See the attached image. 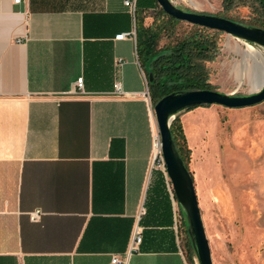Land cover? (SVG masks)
<instances>
[{
    "label": "crops",
    "instance_id": "obj_1",
    "mask_svg": "<svg viewBox=\"0 0 264 264\" xmlns=\"http://www.w3.org/2000/svg\"><path fill=\"white\" fill-rule=\"evenodd\" d=\"M124 2L0 0V264H190L171 195L150 201L157 125L136 41L115 40L136 32Z\"/></svg>",
    "mask_w": 264,
    "mask_h": 264
},
{
    "label": "rangeland",
    "instance_id": "obj_2",
    "mask_svg": "<svg viewBox=\"0 0 264 264\" xmlns=\"http://www.w3.org/2000/svg\"><path fill=\"white\" fill-rule=\"evenodd\" d=\"M171 1L186 12L224 16L246 26L253 15L240 3L227 11L223 0ZM156 13V7L149 8V20ZM186 24L178 27L177 37L190 32ZM213 39L218 53L206 64L208 82L224 94H254L264 77V48L220 32ZM256 52L261 55L256 57ZM212 107L180 117L213 262L264 264V102L238 110L218 106L216 115L197 112Z\"/></svg>",
    "mask_w": 264,
    "mask_h": 264
},
{
    "label": "trees",
    "instance_id": "obj_3",
    "mask_svg": "<svg viewBox=\"0 0 264 264\" xmlns=\"http://www.w3.org/2000/svg\"><path fill=\"white\" fill-rule=\"evenodd\" d=\"M238 3L249 6L252 11L253 15L247 26L264 30V0H223V7L228 11ZM152 6L156 7L157 13L152 20H149L151 18L148 17L147 11ZM220 18L236 22L224 16ZM135 23L138 60L146 74L147 69L154 73V81L149 82L154 106L164 97L175 93L217 91L216 87L208 82L209 74L206 66L208 62H213L216 59L218 53L217 43L213 39L217 32L186 24L190 27V32L182 37H177L178 27L185 23L166 15L156 0H138ZM164 39H168V42L162 44ZM171 132L178 153L190 171L192 151L186 139L180 114L176 116L171 126ZM190 173L193 177V173L191 171ZM155 174L153 204L156 208L161 206L166 208L171 203L166 187L167 180L162 171L155 170ZM182 219L178 231L180 241L183 244V250L188 249L185 254L189 263L194 264L196 255L190 242L185 218Z\"/></svg>",
    "mask_w": 264,
    "mask_h": 264
},
{
    "label": "water",
    "instance_id": "obj_4",
    "mask_svg": "<svg viewBox=\"0 0 264 264\" xmlns=\"http://www.w3.org/2000/svg\"><path fill=\"white\" fill-rule=\"evenodd\" d=\"M163 12L171 18L192 26L225 33L244 42L264 48V30L233 22L217 16L186 12L171 0H156ZM148 80L154 73L147 69ZM264 102V86L248 96H234L219 91H191L164 97L154 106L161 151L175 198L184 215L190 242L199 264H214L206 234L194 178L182 161L175 145L171 126L176 116L195 107L219 106L230 110L245 109Z\"/></svg>",
    "mask_w": 264,
    "mask_h": 264
},
{
    "label": "built area",
    "instance_id": "obj_5",
    "mask_svg": "<svg viewBox=\"0 0 264 264\" xmlns=\"http://www.w3.org/2000/svg\"><path fill=\"white\" fill-rule=\"evenodd\" d=\"M14 3L15 4H21L22 0H14ZM137 3H138V0H125V2H124L125 6L129 9V11L132 13V15H134V17H135L136 10H137ZM126 38H131V39L136 40V32L134 31L133 33L119 35V36H117L115 38V40L116 41H123ZM76 94H78V95H86L83 78L79 79L77 81V83H76ZM113 94L117 95V96L126 95L124 93V91H123L121 83H117L114 86V93ZM145 96L147 97L148 94L145 95ZM156 125H157V123H156ZM158 145L160 146V152H159L158 155L155 154V157H154V170L162 171L164 173L165 177H166L167 184H168V190L170 192V195L172 197L173 204H174L175 229L177 231H179V228H180V225H181V221L183 220L182 219L183 218L182 217V212H181L180 206H179V204H178V202H177V200L175 198L174 191L171 188V182L169 181V177H168V174H167L166 166H165L163 155H162V151H161V139H160V135L158 133V128H157V133H156V137H155V149H156V147ZM145 214H146V211H145V209H143L142 210V215H145ZM39 217H40L39 213H36L33 216L34 219H38ZM142 234H143L142 233V229L140 227H137L136 231H135V235H134V241H133V244H132V247H131L132 252L139 250V247L141 246V244L143 242V235ZM113 263L114 264H121L119 259H114ZM194 264H199L196 258H194Z\"/></svg>",
    "mask_w": 264,
    "mask_h": 264
},
{
    "label": "bare ground",
    "instance_id": "obj_6",
    "mask_svg": "<svg viewBox=\"0 0 264 264\" xmlns=\"http://www.w3.org/2000/svg\"><path fill=\"white\" fill-rule=\"evenodd\" d=\"M250 52L254 54L253 50H250ZM255 54L257 55L256 57H258V56L261 55V54L259 55V53H257V52H256ZM254 86H255V85H254ZM263 86H264V77H263L262 82H261L259 85H257V87H255V91L260 90ZM159 152H160V146L158 145V146L156 147V149H155V154L158 155Z\"/></svg>",
    "mask_w": 264,
    "mask_h": 264
}]
</instances>
